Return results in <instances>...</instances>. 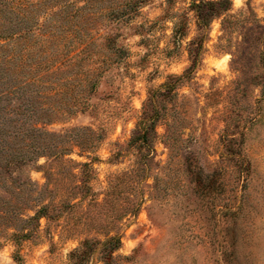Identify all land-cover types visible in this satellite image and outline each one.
<instances>
[{
	"label": "rangeland",
	"instance_id": "rangeland-1",
	"mask_svg": "<svg viewBox=\"0 0 264 264\" xmlns=\"http://www.w3.org/2000/svg\"><path fill=\"white\" fill-rule=\"evenodd\" d=\"M6 1L0 23L32 29L19 51L27 66L73 56L39 89L54 114L36 123L31 108L21 134L92 133L65 137L62 156L0 171V264H264V0H228L204 29L190 0H129L117 19L108 8L124 0H102L83 12L90 36L47 47L44 15L33 10L40 27H25L28 0ZM173 77L154 100L144 171L127 143ZM34 89L17 93L24 106Z\"/></svg>",
	"mask_w": 264,
	"mask_h": 264
},
{
	"label": "trees",
	"instance_id": "trees-1",
	"mask_svg": "<svg viewBox=\"0 0 264 264\" xmlns=\"http://www.w3.org/2000/svg\"><path fill=\"white\" fill-rule=\"evenodd\" d=\"M1 1L7 3L6 0ZM100 1L102 0H37L36 2L28 0L22 21L25 27L28 22L30 25L34 23L35 28H39L40 25L37 19L33 18L31 12L33 10L41 12L44 15V22H49L50 30L44 33V41L39 44V47H47L50 44L55 45L61 39L67 44V35L69 34H74L77 38L81 35L90 36V32L87 29V18L83 16V12L91 7L92 4ZM135 2L133 1L132 4L134 5ZM128 5L129 0H124L117 8L109 6L107 15L117 19V15H120L126 8H130ZM190 8L194 12L197 27L204 29L208 26L211 19L227 12L230 9V5L228 0H190ZM31 30V28H20L17 31H12L0 23V171L5 173L21 171V168H25V166L44 154L54 158L62 156L67 151V148L62 146V140L65 137L82 131H90L92 133L89 129H73L64 135H57L32 128L38 132L36 137H26V135L21 134L24 118L28 112L32 111L31 108L34 109L32 112L35 115L34 121L36 123L45 124L44 121H49L50 116L54 114V105H49L45 102V100H50L51 97H47L39 91L40 88L45 89L42 85L43 79L48 75L54 76L58 72H64L62 69L64 66L70 68L67 71L70 72L72 70L71 59L73 56L69 53L66 56L55 53L51 60L49 58V60L46 59L42 62L37 59V61L27 66L24 53L19 51L31 41L29 39L26 40V36L32 37L31 34L33 33ZM16 33L17 36H15ZM55 38L58 40L55 41ZM202 40L203 37L198 42H202ZM81 41L76 42L77 46L73 44L74 48L79 47L77 48L79 53L85 52L87 45L86 42ZM194 43L195 41L191 44ZM17 45L18 50H16ZM195 53L194 50H189V54H193L194 57H196ZM48 63H52L50 64L52 69L49 67L45 70L43 65L48 67ZM191 71L192 69H190L188 75L191 74ZM179 79L169 78V81L161 89L150 93L147 103L143 105L140 119L136 123L131 138L127 143L128 150L133 149L140 153L138 164L144 171L146 170L144 159L152 151L149 133H154L155 123L160 115L159 110L153 106L154 100L159 96L167 97L172 93L175 89V82L179 81ZM53 85L56 88L58 84L54 83ZM31 86L35 88L32 103L29 106H24L23 97L17 95V93L25 92ZM12 100L15 101V109H9ZM36 107L38 112L35 109ZM39 137L42 138L43 143L35 140ZM145 151L146 154H144ZM9 180L12 181V179ZM27 181L30 183L28 178ZM44 215V209L35 212L37 217Z\"/></svg>",
	"mask_w": 264,
	"mask_h": 264
}]
</instances>
